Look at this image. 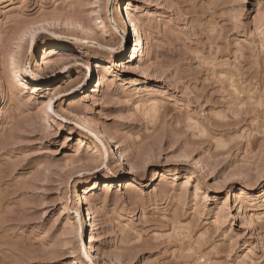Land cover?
Instances as JSON below:
<instances>
[{"label": "rangeland", "instance_id": "1", "mask_svg": "<svg viewBox=\"0 0 264 264\" xmlns=\"http://www.w3.org/2000/svg\"><path fill=\"white\" fill-rule=\"evenodd\" d=\"M0 264H264V0H0Z\"/></svg>", "mask_w": 264, "mask_h": 264}, {"label": "bare ground", "instance_id": "2", "mask_svg": "<svg viewBox=\"0 0 264 264\" xmlns=\"http://www.w3.org/2000/svg\"><path fill=\"white\" fill-rule=\"evenodd\" d=\"M113 22H114L115 27L118 29L117 21L114 20ZM129 22H130V25L133 27V30L136 31L137 27H136V24L134 23V21L129 18ZM119 31H120V36L118 37L117 43L114 46L110 47L109 51L107 52V58H109L110 61L113 58H117L122 54V49H123L122 43L125 40V38H124V34H123V29L120 28ZM138 40H139V37H138ZM145 44L147 47H149V41L147 38H146ZM96 65L104 66V67H102L103 70L106 69L105 65H103L101 63H96ZM14 66L16 68V71H22V73L24 74L25 81L22 83L23 91H26V92L31 91L32 88L34 87V83L41 79L42 74L39 72V70L34 69L33 67L29 66L28 64L26 65V63L23 61L14 60ZM65 69L66 68H63L62 71L64 72ZM30 78H31V80L34 79V81L32 82L31 87L29 88V84L28 85H26V84ZM71 115H72V117H74V119L76 120V124L78 126H80V129L83 132V134L81 133L83 136L80 135L78 137V140H79L78 143L82 144L85 139L88 140L87 145L91 149V154H93L94 157H96V158L97 157H100V158L104 157L105 158V156H107V146H106V143L104 141L103 134L99 130H95L94 127L92 126L91 122L89 121V119L82 114V105L80 103L77 105V107L74 111H71ZM127 173L129 175H135L136 174L135 166L129 161H128ZM89 203L90 202L88 201V198L86 196H84L83 197V206L86 207L84 211H85V215H86L87 219H88V217H90L88 209H87V206L89 205ZM89 245L92 248L91 239H90ZM99 254H100V252H99Z\"/></svg>", "mask_w": 264, "mask_h": 264}]
</instances>
